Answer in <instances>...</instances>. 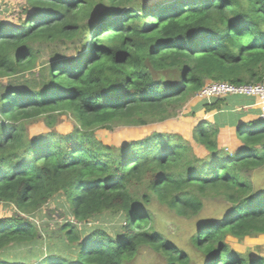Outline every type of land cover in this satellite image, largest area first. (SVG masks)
<instances>
[{
	"label": "trees",
	"instance_id": "16d2710c",
	"mask_svg": "<svg viewBox=\"0 0 264 264\" xmlns=\"http://www.w3.org/2000/svg\"><path fill=\"white\" fill-rule=\"evenodd\" d=\"M26 2L19 24L0 17V203L16 207L0 218V264H136L145 247L163 264H264L228 241L264 234V189L250 176L264 172V118L240 121L247 111L235 107L254 99L205 103L215 122L198 124L193 138L206 157L179 134L121 147L97 136L174 118L209 82H264V0ZM65 115L75 123L63 134ZM39 120L50 131L31 137ZM228 125L243 143L234 153L218 141ZM58 196L74 219L49 253L11 257L40 248L34 214ZM154 198L191 218L225 203L191 238L197 263L157 230Z\"/></svg>",
	"mask_w": 264,
	"mask_h": 264
},
{
	"label": "rangeland",
	"instance_id": "374dc122",
	"mask_svg": "<svg viewBox=\"0 0 264 264\" xmlns=\"http://www.w3.org/2000/svg\"><path fill=\"white\" fill-rule=\"evenodd\" d=\"M146 1L153 4L154 2L161 0ZM27 5L26 0H0V17L6 22L17 25L19 24V18L23 19L24 8ZM45 57L46 54L44 55V58ZM215 100L217 99H206L196 95L189 100L180 114L174 118L163 122L151 123L145 126L119 125L112 130L99 129L97 131V136L107 145L121 147L129 142L142 140L153 135V133L169 135L179 134L193 145L198 156L206 157L205 154L207 153L203 154L201 145L195 142V139L193 138V131L195 127L203 121L215 122V117L213 118L212 113L207 112L205 108L206 102H213ZM256 118H259L258 115L251 113L241 119L248 121L255 120ZM74 123L75 121L72 116L65 115L62 118V121L56 126V129L60 133L66 134L74 129ZM28 129L31 137L39 136L50 131L49 127L40 120L34 121L29 125ZM219 131L218 141L220 139V146L226 151L234 153L237 149L242 147L243 143L239 138H236L233 135L235 129L233 130L231 128H226V126H221ZM250 176L259 190L264 189L263 171H256V173H252ZM224 204L225 203H221V201H213L209 203L198 216L192 218L176 214L174 211L164 206L156 198H154L151 203V208L155 215L154 224L157 230L162 233L167 240L191 254L194 258V263H197L196 260L199 252L191 242V238L200 224L215 220L216 216H219L220 213H223L226 210V206ZM15 211V206L0 203V218L12 216ZM34 216V219L39 226V233L41 235L40 248H37L38 250L33 252V246L27 245L19 248L20 250L10 249L8 252L11 257L18 252L25 260H27V263L39 261L43 258V255L49 253L48 248L50 244L52 245L61 235L60 227L62 223H64L65 220L74 219L69 203L66 202V199H64L63 196H58L55 199H52L49 203L45 204L41 210L36 212ZM105 222L110 225L108 229L111 233H115V231H117V228L114 229V226H111V222L108 217H105ZM228 241L230 242L232 248L237 252L250 254L253 258L260 255L264 256V234L254 237L248 236L244 239L228 236ZM32 252L33 254H30ZM29 254L31 256H28ZM0 256L4 258L5 253H2ZM134 263L163 264L165 263V260L151 248L145 247L141 250V253L137 256Z\"/></svg>",
	"mask_w": 264,
	"mask_h": 264
},
{
	"label": "built area",
	"instance_id": "2783aa9c",
	"mask_svg": "<svg viewBox=\"0 0 264 264\" xmlns=\"http://www.w3.org/2000/svg\"><path fill=\"white\" fill-rule=\"evenodd\" d=\"M231 94L254 97L256 104L261 106L262 117L264 118V82L255 84L209 82L198 94V96L206 99H211L220 98Z\"/></svg>",
	"mask_w": 264,
	"mask_h": 264
},
{
	"label": "crops",
	"instance_id": "0c3cea01",
	"mask_svg": "<svg viewBox=\"0 0 264 264\" xmlns=\"http://www.w3.org/2000/svg\"><path fill=\"white\" fill-rule=\"evenodd\" d=\"M245 98H250L251 100L252 99H254V102L253 103H251V104H248V102H246V101H244L243 100V98H240L239 100H240V103L239 104H237L235 107H236V110H240V109H244L245 111H247L242 117H244V116H247V115H249V114H251V113H254V114H257L258 115V119H261V118H263L262 117V109H261V107H259L257 104H256V101H255V98H253V97H247V96H244ZM252 110H254V111H252ZM210 113H212V117L214 118L215 117V114H216V112H210ZM255 120H257V118L255 119ZM240 121H246V120H240ZM248 121H252V120H248ZM226 128H231V129H235V132L233 133V135L236 137V138H238L237 137V134H236V128L234 127V126H230V125H228V126H226ZM219 144L221 145V141H220V139H219ZM202 147V151H203V154H205V153H208V151L203 147V146H201ZM201 151V150H200ZM206 155V154H205Z\"/></svg>",
	"mask_w": 264,
	"mask_h": 264
},
{
	"label": "clouds",
	"instance_id": "9594fccd",
	"mask_svg": "<svg viewBox=\"0 0 264 264\" xmlns=\"http://www.w3.org/2000/svg\"><path fill=\"white\" fill-rule=\"evenodd\" d=\"M217 99V98H216Z\"/></svg>",
	"mask_w": 264,
	"mask_h": 264
}]
</instances>
